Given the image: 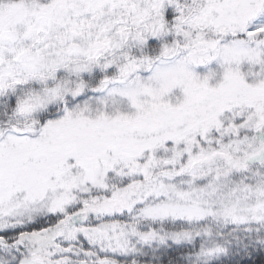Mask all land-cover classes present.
<instances>
[{
    "label": "snow or ice",
    "instance_id": "1",
    "mask_svg": "<svg viewBox=\"0 0 264 264\" xmlns=\"http://www.w3.org/2000/svg\"><path fill=\"white\" fill-rule=\"evenodd\" d=\"M0 264H264V0H0Z\"/></svg>",
    "mask_w": 264,
    "mask_h": 264
}]
</instances>
